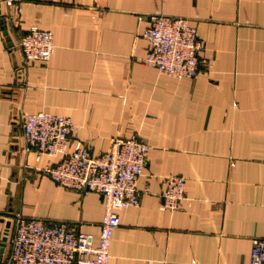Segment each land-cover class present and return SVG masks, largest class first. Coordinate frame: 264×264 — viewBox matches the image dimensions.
Instances as JSON below:
<instances>
[{
  "label": "crops",
  "instance_id": "crops-1",
  "mask_svg": "<svg viewBox=\"0 0 264 264\" xmlns=\"http://www.w3.org/2000/svg\"><path fill=\"white\" fill-rule=\"evenodd\" d=\"M155 12L195 26L206 64L194 76L144 62ZM30 26L52 33L46 60H24ZM36 111L70 117L92 155L133 133L149 145L108 264H250L264 238V0H0V264L16 214L100 230L103 195L58 184L44 168L60 156L26 148L20 116ZM167 174L185 178L175 210Z\"/></svg>",
  "mask_w": 264,
  "mask_h": 264
},
{
  "label": "built area",
  "instance_id": "built-area-1",
  "mask_svg": "<svg viewBox=\"0 0 264 264\" xmlns=\"http://www.w3.org/2000/svg\"><path fill=\"white\" fill-rule=\"evenodd\" d=\"M11 6L28 0H1ZM148 42L144 62L175 77H191L206 60L198 51L201 42L189 19L150 15L142 33ZM27 62L46 60L54 48L49 30L30 26L18 39ZM22 137L36 158L43 153L59 155L54 165L44 171L58 184L80 191L93 190L104 197V212L97 240L91 233L77 231L59 220L16 214L8 254V264H108L109 246L114 228L119 224L118 210L139 203L137 179L142 173L149 145L137 134L110 140L107 150L92 155L89 147L76 137L71 118L48 111L23 112L20 116ZM161 198L164 206L175 210L185 196V178L167 174L163 178ZM250 264H264V238L253 237Z\"/></svg>",
  "mask_w": 264,
  "mask_h": 264
},
{
  "label": "water",
  "instance_id": "water-1",
  "mask_svg": "<svg viewBox=\"0 0 264 264\" xmlns=\"http://www.w3.org/2000/svg\"><path fill=\"white\" fill-rule=\"evenodd\" d=\"M6 39L7 40H9V37L8 36H6ZM9 44H12V42L11 41H9ZM8 224V223H7ZM5 237H3V239L0 241V253L2 252V250H3V247H4V245H5Z\"/></svg>",
  "mask_w": 264,
  "mask_h": 264
}]
</instances>
